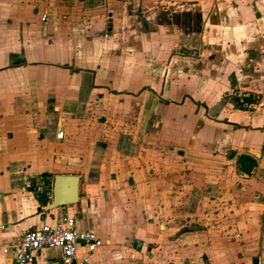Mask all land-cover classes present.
<instances>
[{"label":"crops","instance_id":"crops-1","mask_svg":"<svg viewBox=\"0 0 264 264\" xmlns=\"http://www.w3.org/2000/svg\"><path fill=\"white\" fill-rule=\"evenodd\" d=\"M65 213L89 264H264V0H0V264Z\"/></svg>","mask_w":264,"mask_h":264},{"label":"built area","instance_id":"built-area-1","mask_svg":"<svg viewBox=\"0 0 264 264\" xmlns=\"http://www.w3.org/2000/svg\"><path fill=\"white\" fill-rule=\"evenodd\" d=\"M239 99H244L240 93ZM63 132L57 134L61 139ZM49 183L42 180L33 190H48ZM48 194V193H47ZM50 197V195H49ZM103 246L98 235L92 231H80L77 229L76 219L69 214H62L55 225H44L38 230L25 233L19 243L11 248H3L4 253L11 252V264H33L36 253L45 249L60 251L58 264H89L91 255ZM84 253H81V249Z\"/></svg>","mask_w":264,"mask_h":264},{"label":"water","instance_id":"water-1","mask_svg":"<svg viewBox=\"0 0 264 264\" xmlns=\"http://www.w3.org/2000/svg\"><path fill=\"white\" fill-rule=\"evenodd\" d=\"M78 176H56L53 186L52 203L48 209L65 208L78 202L79 198Z\"/></svg>","mask_w":264,"mask_h":264},{"label":"rangeland","instance_id":"rangeland-1","mask_svg":"<svg viewBox=\"0 0 264 264\" xmlns=\"http://www.w3.org/2000/svg\"><path fill=\"white\" fill-rule=\"evenodd\" d=\"M99 115L100 114H97L96 115L97 116L96 117V122H98L100 124L99 128L100 129H104L105 131L112 130V129L114 130V128H115L114 126H116L114 124V121L108 120L106 118V116H99ZM142 125H143V122L142 121L139 122V123L138 122L137 123H134V122L131 123L130 121H127V122H125V125H123V126H125V129L130 128V129H134V130H139L140 131L142 129ZM63 129H65V128H63ZM140 141H141V139H138L137 142H140ZM130 187H131L130 184L126 183V185L124 187H121L119 190L122 193H126V194H122V195H127L128 193H130L129 192L130 191ZM103 188H104V186H103ZM106 211H107V218L104 221H106L105 224L108 225L110 228H111V226L115 225L120 220H122L121 218L119 220L118 216L112 215L113 214L112 213L113 212L112 209L106 208ZM82 222H83V220H79V225ZM124 227L127 228L128 227L127 224H125Z\"/></svg>","mask_w":264,"mask_h":264},{"label":"trees","instance_id":"trees-1","mask_svg":"<svg viewBox=\"0 0 264 264\" xmlns=\"http://www.w3.org/2000/svg\"><path fill=\"white\" fill-rule=\"evenodd\" d=\"M237 163L240 172L248 176L252 174L257 166L256 161L249 155L238 156Z\"/></svg>","mask_w":264,"mask_h":264}]
</instances>
